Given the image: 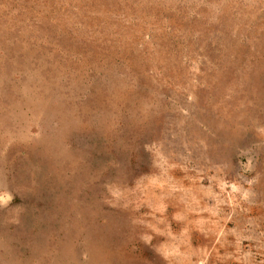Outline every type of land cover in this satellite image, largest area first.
<instances>
[{
	"label": "rangeland",
	"instance_id": "1",
	"mask_svg": "<svg viewBox=\"0 0 264 264\" xmlns=\"http://www.w3.org/2000/svg\"><path fill=\"white\" fill-rule=\"evenodd\" d=\"M0 264H264V0H0Z\"/></svg>",
	"mask_w": 264,
	"mask_h": 264
}]
</instances>
